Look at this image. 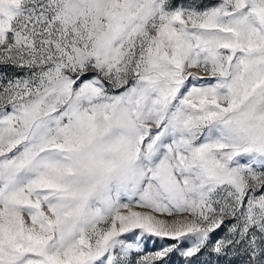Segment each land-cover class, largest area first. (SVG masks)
I'll return each instance as SVG.
<instances>
[{
  "label": "snow or ice",
  "instance_id": "snow-or-ice-1",
  "mask_svg": "<svg viewBox=\"0 0 264 264\" xmlns=\"http://www.w3.org/2000/svg\"><path fill=\"white\" fill-rule=\"evenodd\" d=\"M0 264H264V0H0Z\"/></svg>",
  "mask_w": 264,
  "mask_h": 264
},
{
  "label": "rangeland",
  "instance_id": "rangeland-1",
  "mask_svg": "<svg viewBox=\"0 0 264 264\" xmlns=\"http://www.w3.org/2000/svg\"><path fill=\"white\" fill-rule=\"evenodd\" d=\"M149 247H151V245H149Z\"/></svg>",
  "mask_w": 264,
  "mask_h": 264
}]
</instances>
